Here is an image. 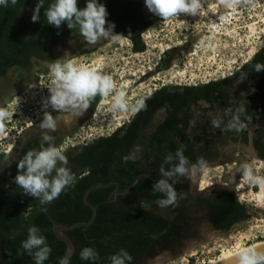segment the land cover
<instances>
[{
  "label": "trees",
  "instance_id": "16d2710c",
  "mask_svg": "<svg viewBox=\"0 0 264 264\" xmlns=\"http://www.w3.org/2000/svg\"><path fill=\"white\" fill-rule=\"evenodd\" d=\"M54 2L43 0L35 23L32 15L39 0H16L15 5L9 0L7 7L0 6V77L9 68L28 67L30 59L49 61L52 50L64 39L82 36L78 28L70 30L66 23L60 28L47 23L45 11ZM99 2L106 7L107 21L115 24L114 34L126 38L133 52H142L141 33L161 17L149 12L144 0ZM77 6L83 9L86 0H78ZM24 10L29 14H24ZM253 78H264V42L224 79L199 86L163 84L152 90L144 96L126 123L108 135L82 145L77 153L67 158L68 164L72 165L73 182L49 203L25 195L14 182L19 160L26 152L38 147L36 139H28L21 152L9 163L5 160L6 154L0 153V264H35L33 257L21 247L29 227L33 225L39 228L51 248L44 264H58L66 248L53 236L51 223L70 225L88 220L91 210L83 203L82 194L89 186L99 183L112 182L87 192L85 200L95 211L90 225L65 232L74 247L67 264H111L108 257L121 249L132 257L127 264H145L163 251L172 252L180 247L199 219H206L212 229L222 231L245 219L247 206L236 200L230 190L220 189L207 196L187 194L189 170L185 176H178L173 184L177 193L173 205L159 207L156 201L164 197L154 192L152 185L162 178L159 172L162 165L168 170L178 162V149L182 150L189 164H199L216 154L215 149L193 147L181 129L185 122L182 126L177 124L184 118L180 111L186 110L193 99L211 93L220 94L219 103L222 104L226 99L224 95L230 92L226 86L232 88L235 80L243 95L238 96V101L243 104L242 99ZM97 97L91 99V106ZM158 110L163 111V119L150 129L152 117ZM261 130L264 132V126L256 129ZM136 147L138 153L133 155ZM254 150L264 161V145L255 144ZM168 154L173 156L172 164H164ZM125 157L129 159L125 160ZM130 183L132 185L121 193ZM114 184L118 192L115 195L112 194ZM146 205L161 209L164 214L147 209ZM85 247L95 249L99 258L94 262L81 260L80 252Z\"/></svg>",
  "mask_w": 264,
  "mask_h": 264
},
{
  "label": "rangeland",
  "instance_id": "374dc122",
  "mask_svg": "<svg viewBox=\"0 0 264 264\" xmlns=\"http://www.w3.org/2000/svg\"><path fill=\"white\" fill-rule=\"evenodd\" d=\"M23 12L29 14L28 10ZM140 39L142 52H133L124 37L101 38L95 44L83 36L64 39L52 50L49 60L63 59L67 53L66 59L74 64L110 75L117 85L115 91L125 93L126 112L112 110L114 93L98 95L96 103L91 106L90 102L81 114L44 109L52 80L49 61L30 59L26 68H9L0 77V108L9 113L0 132V153L7 154L22 138L33 134L42 140L44 130L39 125L45 111L57 118L54 132L59 137L55 146L64 153L70 145L106 136L126 123L144 96L162 84H194L233 74L264 42V0H239L232 8H226L220 0H202L196 15L156 19ZM137 151L134 148L133 155ZM215 151L210 162L190 170V193L227 188L247 206V217L226 231L214 230L199 219L180 247L163 251L145 264L208 263L264 240V186L244 178L242 168L264 178V161L247 147L227 146ZM145 207L164 214L154 206Z\"/></svg>",
  "mask_w": 264,
  "mask_h": 264
},
{
  "label": "clouds",
  "instance_id": "9594fccd",
  "mask_svg": "<svg viewBox=\"0 0 264 264\" xmlns=\"http://www.w3.org/2000/svg\"><path fill=\"white\" fill-rule=\"evenodd\" d=\"M149 12L168 20L180 14L196 15L202 7V0H144ZM239 0H220L226 8L234 7ZM9 0H0V6L7 7ZM13 5L16 0H11ZM78 0H55L45 11L47 23L60 28L63 23L72 30L78 28L80 34L90 44H95L101 38L118 40L121 34H114L115 24L107 21L108 12L104 4L99 0H86L83 9L78 8ZM43 7V0H39L32 15V22H37L39 12ZM65 58L49 61L48 68L52 75L48 88L49 97L43 103L44 109L51 107L57 112H71L81 114L89 107L91 99L97 95L101 97L111 96V107L114 112H126L128 104L123 91H115L116 83L110 75L101 74L96 68L87 65H77L71 59ZM231 113V109L225 110V115ZM9 113L0 108V132H3V121ZM222 119L217 116L212 119V125L220 128ZM240 124L239 116L232 115L227 128H237ZM42 143L39 149L29 150L17 164L15 184L23 189L25 195L41 199L42 203H49L57 198L61 192L73 182L71 170L67 167V157L54 145V137L49 133L57 129V118L48 111L44 112L40 123ZM47 144V147H45ZM128 160L129 157H125ZM177 163L166 170L163 165L159 172L161 179L152 185L154 192L161 193L163 199L156 201L161 208L173 205L177 200V193L173 184L178 176H185L188 172L189 161L184 157L182 150L176 152ZM173 156L166 155L164 164H172ZM243 168V176L255 183L264 186V178L254 177L250 170ZM21 247L33 257L35 264H44L49 258L51 248L47 244L46 237L40 234L37 226L28 229L27 238L22 241ZM99 258L98 253L91 247H85L80 252V259L94 262ZM111 264H127L132 260L131 255L121 249L118 253L108 257ZM59 264H67L66 258H61ZM237 264H257L251 251L241 248L237 253Z\"/></svg>",
  "mask_w": 264,
  "mask_h": 264
},
{
  "label": "flooded vegetation",
  "instance_id": "af4514ba",
  "mask_svg": "<svg viewBox=\"0 0 264 264\" xmlns=\"http://www.w3.org/2000/svg\"><path fill=\"white\" fill-rule=\"evenodd\" d=\"M224 78L226 77L220 79H224ZM220 79L206 80L203 82H196L194 84H180V85L199 86ZM232 85H233L232 88L226 86L225 89L229 90L230 92L224 95L226 99L222 104L219 103L220 94H215V93L207 94L204 97L199 96L198 98L193 99V102H189L188 108L186 110L183 109L182 111H180L179 113L180 116L184 114V116H182L184 118L177 124L182 126L183 122H185L184 126L181 127V129L190 139L189 142L193 143L194 148L205 147L210 149H216L227 146L247 147L252 149L254 151L255 156H257L254 150L255 144L256 146L264 145V132L262 131L263 129L261 130V132L256 131V129L261 128L264 125L261 127H253V125L257 122H261L264 120V78L252 79L250 87L246 92V95H244L245 98L242 99L244 100L243 104L238 101V96L240 95L243 96L241 93V89L238 86V81L236 80L233 81ZM221 107H225V109L222 110ZM246 108H248L249 110H247ZM226 109H231V113L225 115ZM232 115L239 116L240 124L238 125L237 128L226 127ZM217 116H219L223 121L221 123L220 128H215L212 125V119ZM162 119H163V111L162 110L156 111L152 117L150 129H153L155 125H157ZM246 127H250L251 129L248 130L246 129ZM242 130L244 131V135H242L243 134ZM227 131H229L230 133L229 134L226 133ZM51 136L54 137V145H55L59 137V134L58 132L57 133L54 132L51 134ZM31 138L36 139V145H38V147H36L35 149H39L40 142H43L42 140H40V135L33 134L27 136L25 138H22L13 147L11 146L12 148L6 154V158H5L6 162L9 163L12 159H14L21 152L24 143ZM88 142H85L79 146H74V147L70 145V149L66 150L63 154L67 158H69L73 156L75 153H77L82 145H85ZM212 159H203L199 164L192 163L188 165L189 174L187 178L186 192L190 196L192 197L196 195L207 196L209 194L215 193L220 189L229 190L227 188H215L203 192H193V194L190 193L191 192L190 182H189L190 170L193 168L194 169L199 168L203 164L210 162ZM67 167L70 169L72 165L67 164ZM248 213H249V209L247 208L246 214ZM201 220L211 227L210 223L206 219L202 218Z\"/></svg>",
  "mask_w": 264,
  "mask_h": 264
},
{
  "label": "water",
  "instance_id": "95a60500",
  "mask_svg": "<svg viewBox=\"0 0 264 264\" xmlns=\"http://www.w3.org/2000/svg\"><path fill=\"white\" fill-rule=\"evenodd\" d=\"M264 125V120L261 121V122H257L253 125V127H261ZM246 129L250 130L251 128L250 127H246ZM137 179V177H136ZM136 179L132 182L134 183L136 181ZM112 183V182H110ZM110 183H106V184H102V183H99V184H94V185H91L89 186L88 188H86L82 194V201L85 205H87L89 207V209L91 210V216L89 217L88 220L86 221H77V222H74L70 225H64V224H61V223H51V226H50V229L52 231V234L53 236L60 242H62L64 245H65V251H64V254L62 255L61 258H66V261H68V259L70 258V256L72 255L73 253V244L71 242V240L69 239V237L66 235V231L68 230H71L75 227H81V228H86L87 226L90 225L93 217H94V207L89 204L85 198H86V194L89 190L91 189H95V188H100V187H104ZM132 183L128 184L127 186H125V188L123 189V191L121 193H124L128 187L130 185H132ZM114 188L112 190V194L115 195L117 194V187H116V184H114ZM217 231H222V230H217ZM251 254L254 256L257 264H264V247H260V248H257L255 250H252L251 251ZM60 258V259H61ZM60 261V260H59ZM59 264V262H58ZM220 264H237V257L235 258H232L228 261H225L223 263H220Z\"/></svg>",
  "mask_w": 264,
  "mask_h": 264
},
{
  "label": "bare ground",
  "instance_id": "6f19581e",
  "mask_svg": "<svg viewBox=\"0 0 264 264\" xmlns=\"http://www.w3.org/2000/svg\"><path fill=\"white\" fill-rule=\"evenodd\" d=\"M260 247H264V241H261V242H257L251 246H247L245 248L249 249L250 251L252 250H255L257 248H260ZM240 250V249H239ZM238 250V251H239ZM238 251L234 252V253H227V254H222L220 257L214 259L213 261H210L208 263H203V264H220V263H223L225 261H228L232 258H235L237 257V253Z\"/></svg>",
  "mask_w": 264,
  "mask_h": 264
}]
</instances>
